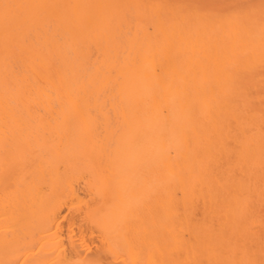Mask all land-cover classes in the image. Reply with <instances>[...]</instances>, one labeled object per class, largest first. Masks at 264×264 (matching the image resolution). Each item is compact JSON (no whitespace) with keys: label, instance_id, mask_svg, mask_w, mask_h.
I'll use <instances>...</instances> for the list:
<instances>
[{"label":"bare ground","instance_id":"1","mask_svg":"<svg viewBox=\"0 0 264 264\" xmlns=\"http://www.w3.org/2000/svg\"><path fill=\"white\" fill-rule=\"evenodd\" d=\"M0 264H264V0H0Z\"/></svg>","mask_w":264,"mask_h":264}]
</instances>
